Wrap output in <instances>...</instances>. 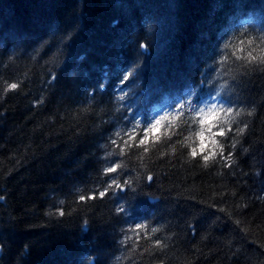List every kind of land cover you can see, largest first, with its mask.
Segmentation results:
<instances>
[{"label": "trees", "instance_id": "1", "mask_svg": "<svg viewBox=\"0 0 264 264\" xmlns=\"http://www.w3.org/2000/svg\"><path fill=\"white\" fill-rule=\"evenodd\" d=\"M262 12L264 0H0V264H264V65L244 59L264 53ZM224 39L236 47L200 84ZM217 91L218 108H245L224 137L222 110L197 116Z\"/></svg>", "mask_w": 264, "mask_h": 264}, {"label": "snow or ice", "instance_id": "2", "mask_svg": "<svg viewBox=\"0 0 264 264\" xmlns=\"http://www.w3.org/2000/svg\"><path fill=\"white\" fill-rule=\"evenodd\" d=\"M259 25L261 28H264V12L261 13V17L259 20ZM71 39V34H69L68 36L63 38L62 43H66L68 40ZM52 43L51 39L45 40L41 43V47H45L49 44ZM243 43V41L241 42ZM254 42L252 40L248 41V44H253ZM138 47L142 50L147 51L149 48V44L144 42V43H139ZM230 47L235 48L236 46L232 44L231 40L229 39H224L222 44L218 46L217 51L215 53V55L211 58L210 62L206 65V67H204L202 69L201 72V79H200V84L205 83L203 77L205 75V73H207L209 71V69H215L217 64H224L228 57L225 56H221V53H224L225 50L229 49ZM240 51H244L243 48L240 49ZM233 55L236 56L237 60L242 59L239 55L236 54V52H233ZM244 59L248 60L249 62L251 61H258L261 65H264V53H262L259 56H255L253 55L251 52L249 53L248 57H245ZM140 67V64H137L131 71H129L125 77L124 80L122 81V83L126 82L127 80H129L132 76V73L136 70V68ZM52 80H55L56 77L52 76L51 77ZM101 88L104 87L103 84L100 85ZM225 85H221V89L225 88ZM10 88L12 90H15L18 88V85L13 83L10 85ZM95 90L90 91V94H94ZM221 95L220 91H217L215 93V96L213 97L214 101H215V97H218ZM127 96V93L121 94L119 95L118 99L123 101L125 99V97ZM233 103L239 104V101H234ZM185 104H188L190 106H193V102L192 100H186L183 103H178L177 105V115L172 117L171 119H179L180 118V111L182 110L185 106ZM194 107V106H193ZM221 110L225 113L224 117H223V123L220 125V127L217 129V132L215 133L216 136H220V137H224L227 136L228 133H230L232 131L231 127H229V125L235 123V116H239L241 114V112L245 111V108H241L240 111H236V109L234 107H226L224 108L222 105L219 106L218 108V102H214L211 104V106L208 108L207 112L205 111V109L201 108L199 109V112L197 113V116L199 117L200 120H203L204 124H208L210 119H215L217 116L220 115ZM233 113H235V116H233ZM248 115H252V112L249 111L247 112ZM169 120V116L168 115H164L161 116L159 118H157L154 122H152L150 125L147 126L145 132H144V138L139 140V146L143 149L146 147V144L149 142L150 138H156L154 136V134L158 133V131L161 129L162 125L164 124L165 121ZM247 128V125H245L244 129H238V133H243L244 130ZM117 135H119V133H117ZM133 141H135V136H131L130 137ZM200 138L203 140V132L200 133ZM113 144L116 143L115 140L112 141ZM213 143L215 144V141H213ZM235 145H233L234 147ZM200 148L203 149L204 146L200 145ZM216 153H213V155H215ZM192 155L193 157H195L197 155V149L193 148L192 149ZM205 160V163L207 164V162L209 161L210 157L209 156H204L203 157ZM228 159H232V157H228ZM121 168L120 164H114L112 167L107 169L108 173H116L119 169ZM257 175H259V173H257ZM146 179L149 181V183H151L153 181V177L152 176H147ZM115 183V182H114ZM117 188L120 189L121 192H128L127 188H123L120 185H115ZM109 187H112V185H109ZM132 192H135L136 189L132 188L131 189ZM108 193L107 192H101L100 196L101 199H103ZM0 199H2V197H0ZM88 199H92L95 200L96 197L93 195L91 197H87V196H82L81 197V202H86ZM118 214L119 213H124L125 209L123 207H120L118 210ZM64 212H60V216H63ZM87 223V222H85ZM146 225L143 223L137 224L135 231L139 232L142 229H146ZM153 232L157 231V229H152ZM159 247V245H157ZM28 246L25 245L24 251H28ZM5 251V244L4 242H0V253H3Z\"/></svg>", "mask_w": 264, "mask_h": 264}, {"label": "rangeland", "instance_id": "3", "mask_svg": "<svg viewBox=\"0 0 264 264\" xmlns=\"http://www.w3.org/2000/svg\"><path fill=\"white\" fill-rule=\"evenodd\" d=\"M214 102H215V101H214V100H211V99L206 100V101L202 104L201 108L205 109V111L207 112L208 108H209V107L211 106V104L214 103ZM201 108H200V109H201Z\"/></svg>", "mask_w": 264, "mask_h": 264}, {"label": "clouds", "instance_id": "4", "mask_svg": "<svg viewBox=\"0 0 264 264\" xmlns=\"http://www.w3.org/2000/svg\"><path fill=\"white\" fill-rule=\"evenodd\" d=\"M193 122H195V119L193 118ZM201 122L203 123V120H201ZM200 145H203L204 146V143H203V140L201 139V143ZM92 259H95V257H91Z\"/></svg>", "mask_w": 264, "mask_h": 264}]
</instances>
